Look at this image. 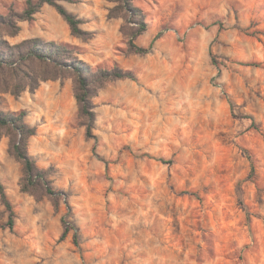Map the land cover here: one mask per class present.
<instances>
[{"label": "clouds", "instance_id": "clouds-1", "mask_svg": "<svg viewBox=\"0 0 264 264\" xmlns=\"http://www.w3.org/2000/svg\"><path fill=\"white\" fill-rule=\"evenodd\" d=\"M0 264H264V0H0Z\"/></svg>", "mask_w": 264, "mask_h": 264}]
</instances>
